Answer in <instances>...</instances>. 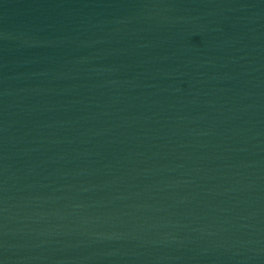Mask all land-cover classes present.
Instances as JSON below:
<instances>
[{
	"label": "water",
	"instance_id": "95a60500",
	"mask_svg": "<svg viewBox=\"0 0 264 264\" xmlns=\"http://www.w3.org/2000/svg\"><path fill=\"white\" fill-rule=\"evenodd\" d=\"M0 264H264V0H0Z\"/></svg>",
	"mask_w": 264,
	"mask_h": 264
}]
</instances>
